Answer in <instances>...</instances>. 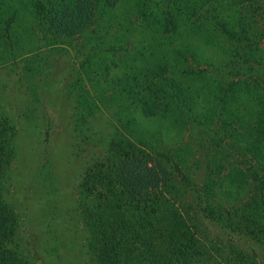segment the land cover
Returning a JSON list of instances; mask_svg holds the SVG:
<instances>
[{
	"label": "trees",
	"instance_id": "1",
	"mask_svg": "<svg viewBox=\"0 0 264 264\" xmlns=\"http://www.w3.org/2000/svg\"><path fill=\"white\" fill-rule=\"evenodd\" d=\"M117 1L127 3V18L140 21L141 28L158 35L169 49L162 48L147 59L148 55L137 53L135 62L141 65L124 64L126 73L108 96L114 77L105 81L103 91L94 66H109L104 60L130 44L116 32L113 43L107 41L116 26ZM117 1L24 0L25 7L32 6L35 21L25 27L20 20L23 5L0 0V61L12 66V71L24 62L29 77L21 79L26 82L39 78L41 82L46 75L35 51H53L80 36L85 48L95 50L85 61L90 88L77 84L68 89L71 99L74 95L75 127L81 134L97 113L108 112L111 117L112 132L102 156L86 168L77 189L90 264H247L239 262L244 255L237 247L229 252L205 238L201 221L183 199L194 195L188 184L191 168L202 162L196 158L206 148L204 136L215 140L211 127H220L226 135L217 130L214 134L232 142L242 163L235 161L226 168L221 163L226 152L217 141L218 153L207 154L203 185L217 182L218 186L203 187L193 197L210 223L239 237L264 239V0ZM189 33L221 50L228 61L215 68L213 59L200 56L183 40ZM112 63L119 68L114 59ZM144 78L149 92L141 89ZM136 113L150 120L168 119L192 139L196 137L197 145L189 137L179 148L163 147L160 136L140 130ZM84 138L93 142L91 136ZM13 139L10 121L0 114V264H25L7 248L19 226L5 192L6 173L16 153ZM157 160L172 164L188 184L171 179L165 187L151 186L146 171ZM149 169L159 182L156 166Z\"/></svg>",
	"mask_w": 264,
	"mask_h": 264
},
{
	"label": "rangeland",
	"instance_id": "2",
	"mask_svg": "<svg viewBox=\"0 0 264 264\" xmlns=\"http://www.w3.org/2000/svg\"><path fill=\"white\" fill-rule=\"evenodd\" d=\"M23 2L24 0H13L19 7ZM116 5L114 13L117 17L116 26L109 33L107 41L111 45L113 34L116 32L130 44H125L126 47L112 58L120 65L119 68L114 66L112 59L104 60L109 66L100 64L94 66L96 74H99L97 78L101 80L99 86L103 87V91L106 87L105 81L114 77V80L109 82L111 90L106 92L108 96L125 75L124 64L133 66L137 53L144 54L142 57L148 55L147 59L158 50L162 51V48L169 49L166 41L160 43L158 35L141 28L140 21L127 18L128 7L124 6L127 3L121 4L117 1ZM32 13L33 8L30 4L26 7L23 5L20 20L25 27L35 24L31 17ZM12 15H16L15 11ZM34 32L36 34V30ZM35 34L31 33L32 36ZM82 38L84 37L80 36L70 43L59 44L53 51L44 48L34 52L40 55L41 72H46L41 82L40 78L39 81H35L36 83L32 82L34 79L31 82L29 79L28 83L24 80L29 77L27 69H23L24 62L17 70L12 71V66H6L0 61V114L12 125L16 150L15 159L6 173L5 192L6 199L13 205L19 222L13 243L7 248L14 254L13 257L25 264H90L91 261L86 247L87 231L78 211L77 189L86 168L100 160L112 127L108 112L97 113L96 117L91 118L82 129L83 134L75 127L76 103L73 94L72 99L69 97L68 89L77 84L78 87L82 85L90 88L91 82L85 61L90 53H95V50L85 48V43L82 45ZM164 40L165 38H162V41ZM183 40L197 50L200 56L213 59L215 68L223 66L229 59L221 50L206 46L199 35L189 33ZM174 44L175 42H172L171 45ZM1 54L3 48L0 46ZM135 64L138 66L141 62ZM142 65H146V60H143ZM193 66L197 69L195 63ZM146 80L142 79L141 89L146 87L149 92ZM38 83L37 92H34L33 89ZM135 115L140 130L147 136L153 133L160 136L161 145L167 149L179 148L182 143L192 139L191 134L188 135L186 130L174 126L166 118L150 120L138 113ZM211 128H214L211 137L214 135L215 140L204 136L206 148H201L199 157L196 158L202 162L191 168L190 184L185 182L187 179L166 160L152 162L147 168L145 180L151 181L150 185L153 187L170 185L171 179L177 184L185 182L193 188L191 192L195 198L203 187L209 190L211 186L217 188V182L203 185L207 161L210 158L207 157L208 152L213 155L214 151L219 150L218 144H221L222 152H226L221 163L226 168L235 161L238 165L241 164L242 158H238L236 152L234 154L232 142L224 139L221 141L218 135L214 134L217 130L225 136V130L215 125ZM84 135L91 136L93 142L87 143L89 139L84 138ZM195 138L192 140L196 146L198 142ZM153 165L156 166L161 178L159 182L154 171L149 169ZM193 196L182 195L185 197L184 204L189 205V209L194 211L195 217L201 221L206 239L229 252L232 247H237V251L245 256H240L239 262L264 264V239L259 241L239 237L228 229L210 223L199 211L200 205Z\"/></svg>",
	"mask_w": 264,
	"mask_h": 264
}]
</instances>
